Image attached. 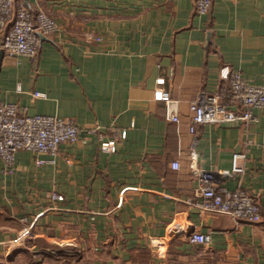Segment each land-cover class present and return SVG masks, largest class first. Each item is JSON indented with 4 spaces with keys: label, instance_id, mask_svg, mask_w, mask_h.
Returning <instances> with one entry per match:
<instances>
[{
    "label": "crops",
    "instance_id": "0c3cea01",
    "mask_svg": "<svg viewBox=\"0 0 264 264\" xmlns=\"http://www.w3.org/2000/svg\"><path fill=\"white\" fill-rule=\"evenodd\" d=\"M22 1L60 25L37 58L4 53L0 104L70 117L81 133L56 156L18 151L12 170L0 158V264H133L144 251L158 264H264V108L248 126L190 129L192 102L225 83L223 67L264 86V0H213L203 15L195 0ZM160 77L168 103L154 99ZM109 139L116 151L102 149ZM237 151L244 172L230 174ZM203 169L252 192L262 221L196 208ZM195 231L212 241L191 243Z\"/></svg>",
    "mask_w": 264,
    "mask_h": 264
},
{
    "label": "built area",
    "instance_id": "2783aa9c",
    "mask_svg": "<svg viewBox=\"0 0 264 264\" xmlns=\"http://www.w3.org/2000/svg\"><path fill=\"white\" fill-rule=\"evenodd\" d=\"M213 0H195L199 14L209 13ZM58 20L44 10L33 12L22 0H0V35L2 48L9 56L26 55L37 58L43 34L53 33L59 29ZM100 40V37H96ZM221 76L225 83L214 93L205 94L201 100L193 101L191 131L195 132L203 124H229L241 122L246 126L257 120L255 108H264V86L256 85L238 70L223 67ZM45 95L44 92H37ZM154 99L169 102L171 92L166 88V78L157 79ZM177 121L179 117L171 114ZM95 129L90 128L88 132ZM81 133L79 124L70 117L56 114H30L23 111L16 102L0 104V158L8 170L15 164L16 153L20 150H33L38 154L56 156L62 143L75 142ZM123 131L121 136L126 137ZM105 151H116V139L102 140ZM246 157L244 152H234L230 174L244 172L240 159ZM48 160L39 158L38 164ZM56 162L55 158L49 160ZM174 169L180 168V162H172ZM198 192L200 200L193 202L196 208L228 213L237 221L260 222L262 211L259 201L247 189H230L215 183L216 173L213 170H200ZM53 200H62L63 195L53 192ZM189 241L194 244H208L212 241L211 233L195 231Z\"/></svg>",
    "mask_w": 264,
    "mask_h": 264
},
{
    "label": "rangeland",
    "instance_id": "374dc122",
    "mask_svg": "<svg viewBox=\"0 0 264 264\" xmlns=\"http://www.w3.org/2000/svg\"><path fill=\"white\" fill-rule=\"evenodd\" d=\"M156 256L152 255L150 251H144L141 254H138L135 259L133 260V264H158L156 261ZM167 264H205L202 259L197 260H187L182 258H175L169 261Z\"/></svg>",
    "mask_w": 264,
    "mask_h": 264
},
{
    "label": "water",
    "instance_id": "95a60500",
    "mask_svg": "<svg viewBox=\"0 0 264 264\" xmlns=\"http://www.w3.org/2000/svg\"><path fill=\"white\" fill-rule=\"evenodd\" d=\"M43 33L40 32V36H42ZM4 49H2V52H1V55H0V67H1V62H2V59H3V55H4Z\"/></svg>",
    "mask_w": 264,
    "mask_h": 264
}]
</instances>
